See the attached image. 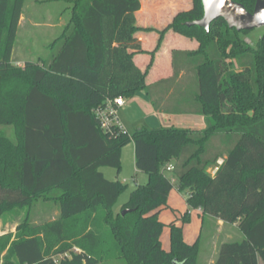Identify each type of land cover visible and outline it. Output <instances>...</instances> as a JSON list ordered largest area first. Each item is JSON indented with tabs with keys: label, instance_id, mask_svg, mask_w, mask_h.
Instances as JSON below:
<instances>
[{
	"label": "trees",
	"instance_id": "trees-1",
	"mask_svg": "<svg viewBox=\"0 0 264 264\" xmlns=\"http://www.w3.org/2000/svg\"><path fill=\"white\" fill-rule=\"evenodd\" d=\"M233 1L248 12L256 3ZM23 2L0 0V216L9 208L34 207L45 197L58 200L59 217L41 226L26 221L16 239L0 237L2 264L109 259L197 264L200 241L185 243L182 226L173 221L167 225L169 251L161 246L166 225L158 216L168 209L174 187L187 193L192 210L237 224L243 238L222 243L214 264H264V33L253 47L241 39L250 32L229 29L222 19L213 21L208 33L186 27L203 17L201 0H193L190 10L157 31L159 40L142 71L134 57L147 52L138 34L154 29L137 24L141 1L75 0L52 58L16 67L12 52ZM168 31L198 41L197 51H174L171 60L173 77L187 69L197 79L195 110L206 128H148L141 122L126 127L122 122L124 130H101L94 110L107 100H130L147 91L154 54ZM245 96L252 115L239 104ZM6 128L10 135L2 132ZM127 143L134 147L135 169L148 181L138 184L117 212L124 186L99 169L119 174ZM219 159L222 164L209 175L206 170ZM169 164L173 169L166 176ZM123 210L131 211L122 215ZM189 211L182 223L189 221Z\"/></svg>",
	"mask_w": 264,
	"mask_h": 264
},
{
	"label": "rangeland",
	"instance_id": "rangeland-1",
	"mask_svg": "<svg viewBox=\"0 0 264 264\" xmlns=\"http://www.w3.org/2000/svg\"><path fill=\"white\" fill-rule=\"evenodd\" d=\"M74 1L75 0H24L22 14L19 19V28L16 34L17 38L12 52V62L16 67L22 66L23 62L25 61L32 63H41L44 61H49L52 58V55L58 48L59 35L65 29L70 21L69 19L72 16V7L74 5ZM141 1L144 5V15H148L150 19H155L156 16H159V14H161L163 15L162 20H167L171 17L174 18L179 12H185L193 7V0ZM162 20V24L158 25L163 26L164 22ZM263 33L264 26L250 31L248 35H243L241 39L244 40L245 44L255 47V44ZM190 40L193 42V44H198V41L196 39ZM198 46L193 52L199 49ZM244 88H240L236 93L240 95V93L243 92ZM144 93L145 92L143 91L137 92V97H139L138 103L141 104L140 109L134 103L132 104V106H126V112H124V114L128 119L127 122L130 123V121L133 122L138 118H145V122L148 128H157L164 125V123L166 125V122H164L165 119L160 120V117H157V115H151L150 113H148V111H143L144 101L146 103ZM239 104L241 105V108L247 112L248 115L253 114L252 109H248L250 104L246 96L241 98ZM2 132H5L8 135L11 134L10 128H6V130H2ZM133 148L134 147L132 143H127L123 146L121 150L122 162L119 174L116 173L115 169L110 167H103L99 169L102 174L104 173L105 178L111 181L118 180L124 186L115 205L117 212L120 211V209L118 208L121 207L122 204L126 203L130 196V192L136 188L137 184H145L148 181L147 176H143L144 174L137 172L135 169ZM214 168L215 166L209 167L206 170L207 173L210 175L213 172ZM108 173H110V175H107ZM165 174L166 176L170 175L169 172ZM169 195L172 208H177V210L181 213H184L187 209L193 211L186 204V192L180 193L174 187L170 191ZM57 203L58 200L41 197V199L34 207L25 209L9 208L5 210L0 216V237L11 236V239L20 237L25 229L26 221L29 222L28 224L41 226L42 223L57 220V218L59 217ZM174 213L175 212L172 211L171 208H169L168 210L160 213L159 219L164 224L168 225V223L174 219ZM187 219H189V221L185 223H182L181 219H178V221L176 222L183 226V239L192 241L193 239L195 240L198 235L200 223L197 215H195L194 213L192 216H190L189 213V217ZM227 232L228 229L226 225L216 228V226L212 225L211 222H205L199 236L200 246L198 264H204V252L207 250L211 252L212 246L218 241H221V239H224L225 235H227ZM236 235H238V237ZM236 235L233 237V240L231 242L239 241L241 238H243L238 230H236ZM160 240L162 248L169 251L170 240L169 229L167 226L163 228ZM58 256H56L55 259H59ZM2 257L3 255L1 256L0 264H2L3 262ZM99 264L126 263L125 261L119 259H109Z\"/></svg>",
	"mask_w": 264,
	"mask_h": 264
},
{
	"label": "crops",
	"instance_id": "crops-1",
	"mask_svg": "<svg viewBox=\"0 0 264 264\" xmlns=\"http://www.w3.org/2000/svg\"><path fill=\"white\" fill-rule=\"evenodd\" d=\"M143 10H144V5H143V2L141 1V9L135 15V17H137L138 26L142 28H146V29L152 28L154 29V31L138 34V39L141 42V47L145 52H147V54L136 55L134 57V62L142 71H145L148 67V63L151 60V56L149 53L154 52L155 50L154 48L160 37L157 31L163 30V28L167 26L172 21L173 18L171 17L170 19L162 20L163 15L159 14V16H156L155 19H150L148 15H144V13H142ZM161 20L164 22L163 26L158 25V24H162ZM197 46L198 44L197 43L193 44V42L190 39H187L184 36L180 34L178 35L172 31H168L164 35L163 42L159 50L155 52L154 54V59H153V64H152L153 66L148 72V75L146 77V88L148 92L146 90H143V92H145L144 97L146 100V103L145 101L143 103V107H144L143 111H148V113H150L151 115H157V117H160L159 118L160 120L165 119L164 122H166V125L164 123V125L160 127L172 126L175 128H181V129L186 128V129H190L194 131L203 130L206 128L204 117L196 113V110H195L196 106H195L193 94L195 93V90H196V80L197 79H195L194 74L190 72V70L188 71L187 69H183L178 76L173 77V64L171 60V55L174 51L180 50V51H185V52L186 51L193 52L195 48H197ZM137 96L138 95L136 93L133 96V99H130V100L125 99V104L119 109L121 121L126 127L131 126L134 123H140V122L143 123L145 126H147L145 122V118H138L134 120L133 122L130 121L129 123L127 122L128 119L126 118V115L124 114V112H126L125 111L126 106L127 107L132 106L133 103L137 105L139 109L141 108L140 106L141 104L138 103L139 97ZM154 105H157L158 107L155 108ZM167 109H170V111L167 112ZM172 109H181V110H178L179 112H173ZM127 112H130V111H127ZM169 123H172V124H169ZM133 151H134V148H133ZM222 162H223V159H219L217 161V164L215 165L213 172L215 171L217 166L222 164ZM213 172L210 175L213 176L214 175ZM102 175L104 177V173ZM107 175H110V173H108ZM169 197L170 195L168 196L167 208L168 209L171 208L172 211L175 212L174 219L171 220L170 222L173 221L176 225L182 226L176 221H178V219H181L182 216L185 214V212L189 211V209H187L184 213L183 212L181 213L177 210V208H172ZM168 209H165V210H168ZM189 213H190V216H192L193 213L197 215L199 223H200V229H199L196 239L195 240L193 239L192 241H188L184 239L185 243H188L190 245L194 244L198 239L200 241L199 236L201 234V231L203 229V225L205 224V222H211L212 225L216 226V228L219 226L226 225V224H223V222H221L220 220H215L206 215L203 216L202 210L201 212L199 210H193V211H189ZM165 225L167 226V224ZM226 226H227L228 232H227V235H225V238L221 239V241H218L216 244H214L212 246L211 252H209L208 250L204 252V255H205L204 264H214L217 258V255H218L217 254L218 247L222 243L231 242L233 240V237L236 235V230H238L237 224L226 225ZM236 236L238 237V235ZM163 250L168 252V250H165V249ZM198 255H199V252H198ZM197 264H198V261H197ZM258 264H263V263L261 262V260H259Z\"/></svg>",
	"mask_w": 264,
	"mask_h": 264
},
{
	"label": "water",
	"instance_id": "water-1",
	"mask_svg": "<svg viewBox=\"0 0 264 264\" xmlns=\"http://www.w3.org/2000/svg\"><path fill=\"white\" fill-rule=\"evenodd\" d=\"M201 3L203 17L186 22V27L197 26L208 33L210 24L218 19H222L229 29L237 32H250L264 26V0H256L252 12L233 0H201ZM130 211L123 210L121 214Z\"/></svg>",
	"mask_w": 264,
	"mask_h": 264
},
{
	"label": "built area",
	"instance_id": "built-area-1",
	"mask_svg": "<svg viewBox=\"0 0 264 264\" xmlns=\"http://www.w3.org/2000/svg\"><path fill=\"white\" fill-rule=\"evenodd\" d=\"M124 104H125V100L121 97H117V99H114V100H107L101 108L94 110L93 113L96 115V117L99 121V125H100L101 130H103L105 132H109V131H112L111 129H113L115 127L120 128L121 130H124L123 125H122V121L120 118V114H119V109ZM219 163H221V162H219ZM172 169H173L172 165L169 164V165H167L165 172L166 173L171 172ZM214 173H215V171L213 172V174ZM199 211L201 212L200 209H199ZM60 257H62V256H60ZM63 257H66V255H64Z\"/></svg>",
	"mask_w": 264,
	"mask_h": 264
}]
</instances>
